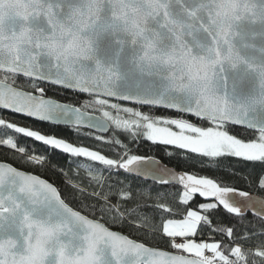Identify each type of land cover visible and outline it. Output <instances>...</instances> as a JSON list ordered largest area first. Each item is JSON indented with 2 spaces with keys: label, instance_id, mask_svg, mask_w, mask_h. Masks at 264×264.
<instances>
[{
  "label": "snow or ice",
  "instance_id": "obj_1",
  "mask_svg": "<svg viewBox=\"0 0 264 264\" xmlns=\"http://www.w3.org/2000/svg\"><path fill=\"white\" fill-rule=\"evenodd\" d=\"M0 264H264V0H0Z\"/></svg>",
  "mask_w": 264,
  "mask_h": 264
},
{
  "label": "trees",
  "instance_id": "obj_2",
  "mask_svg": "<svg viewBox=\"0 0 264 264\" xmlns=\"http://www.w3.org/2000/svg\"><path fill=\"white\" fill-rule=\"evenodd\" d=\"M139 154L142 155H155L156 157L162 159L164 162H168V157L165 155L164 148L162 146H154L151 145L148 142L140 143L139 145L133 146ZM56 159H59V157H56ZM61 163H66L65 161L61 160ZM215 167V166H212ZM243 166L239 163H236L235 161H224L221 168L217 171L211 172L212 175H223L224 173L231 174L232 169H241ZM48 177L53 180H57L59 182L58 177L53 175L51 172L47 173ZM242 186V184H241Z\"/></svg>",
  "mask_w": 264,
  "mask_h": 264
}]
</instances>
